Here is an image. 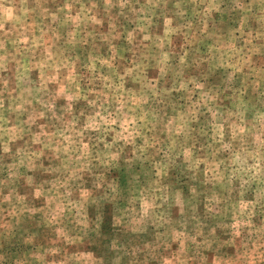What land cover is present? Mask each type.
<instances>
[{
  "label": "clouds",
  "instance_id": "1",
  "mask_svg": "<svg viewBox=\"0 0 264 264\" xmlns=\"http://www.w3.org/2000/svg\"><path fill=\"white\" fill-rule=\"evenodd\" d=\"M0 264H264V0H0Z\"/></svg>",
  "mask_w": 264,
  "mask_h": 264
}]
</instances>
